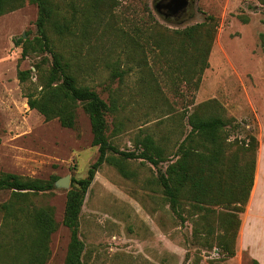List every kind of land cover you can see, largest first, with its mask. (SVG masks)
<instances>
[{
  "label": "rangeland",
  "instance_id": "374dc122",
  "mask_svg": "<svg viewBox=\"0 0 264 264\" xmlns=\"http://www.w3.org/2000/svg\"><path fill=\"white\" fill-rule=\"evenodd\" d=\"M159 1L50 0L56 12L53 22L66 25L63 34L53 22L46 26L53 51L71 65L78 84L94 90L109 107L108 141L120 151L138 153L137 142L152 135L172 161L190 132L187 116L199 109L204 118L226 121L224 169L235 157L241 162V147L251 144L250 137L264 151V5L257 0H188L191 10L175 25L157 13ZM207 16L218 26L208 66L199 74L194 59L205 33L190 45L176 33ZM37 19L38 9L29 3L0 17V173L83 179L98 149L92 146L90 122L82 109L76 111V127L66 129L27 105V88L37 90L39 78L52 65L51 53L28 48L39 35ZM27 70L31 80L20 84L18 72ZM108 156L117 166L100 167L79 217L83 264H249L247 252L228 256V249L236 252L237 240L233 230L229 236L224 231L228 207L181 200L173 210L158 185L167 162L154 167ZM67 191L55 186L51 193L31 198L35 207H52L58 224L45 264L65 261L70 240L62 224ZM9 198L10 192H0V204ZM260 207L264 214V194ZM3 222L0 212L1 247L6 239ZM21 245L14 251L16 264H26Z\"/></svg>",
  "mask_w": 264,
  "mask_h": 264
},
{
  "label": "trees",
  "instance_id": "16d2710c",
  "mask_svg": "<svg viewBox=\"0 0 264 264\" xmlns=\"http://www.w3.org/2000/svg\"><path fill=\"white\" fill-rule=\"evenodd\" d=\"M264 5V0H257ZM25 3L35 5L38 9V37L34 42H28L31 52H48L52 54V65L47 74L40 77L37 90L27 88L25 97L29 109L35 110L45 121L57 120L62 128L74 129L77 124V109L81 108L88 117L92 133V146L97 147L98 157L89 167L83 179L71 178L70 189L66 194V202L62 224L70 234L64 264H83L82 253L84 245L79 238V217L88 188L100 167L107 163L116 165V160L108 154L118 155L121 160H143L154 167L167 162L166 171L160 173L158 185L162 189L165 200L173 210L179 208L181 200L194 202L196 205H224L228 207L227 219L223 225L224 231L233 238L238 236L240 219L244 213L254 182L257 144L255 137H250L251 144L241 147V162L233 159L224 169L225 152L224 128L226 121L217 117L204 118L199 109L187 116L190 132L180 143L175 159L168 161L167 149L159 144L152 135H145L137 144L140 151H120L112 145L107 137L106 114L107 104L88 86L78 84L71 65L63 57L53 51V46L46 33V26L53 22L55 10L50 0H0V17L16 11ZM193 2L188 7L191 10ZM173 19L178 25L188 12ZM180 17V19H178ZM55 30L64 33L66 25L52 23ZM217 20L207 16L205 20L194 26L178 31L176 34L186 43L195 44V40L203 33L205 41L197 49L194 64L199 67L201 74L208 66L207 56L217 28ZM22 38L19 39L21 41ZM18 41V42H19ZM23 50L22 54L25 55ZM24 57V56H23ZM32 71H19L18 80L25 84L31 80ZM122 72L116 74L121 77ZM231 144L228 141V148ZM58 180L55 176L47 180L21 178L9 173H0V192H10L7 202L0 204L3 214V232L5 243L0 248L5 252L4 264H16L17 244L21 241L26 256V264H45L49 258L48 248L50 236L57 230L58 224L54 219L52 207H35L31 198L39 194L51 193ZM208 234L211 229H208ZM28 239V243L25 241ZM225 236H222V239ZM222 246V245H221ZM223 247V246H222ZM234 250L228 249V256L233 257ZM9 261V263H6ZM249 264H259L250 259Z\"/></svg>",
  "mask_w": 264,
  "mask_h": 264
},
{
  "label": "crops",
  "instance_id": "0c3cea01",
  "mask_svg": "<svg viewBox=\"0 0 264 264\" xmlns=\"http://www.w3.org/2000/svg\"><path fill=\"white\" fill-rule=\"evenodd\" d=\"M258 149L253 187L244 213L240 216V226L236 240V255L247 252L250 259L264 264V214L260 201L264 194V151Z\"/></svg>",
  "mask_w": 264,
  "mask_h": 264
},
{
  "label": "water",
  "instance_id": "95a60500",
  "mask_svg": "<svg viewBox=\"0 0 264 264\" xmlns=\"http://www.w3.org/2000/svg\"><path fill=\"white\" fill-rule=\"evenodd\" d=\"M190 5L188 0H160L155 5V9L159 15L164 19H172L185 13ZM25 38V35H23ZM71 179L70 176L58 179L54 187H63L70 189Z\"/></svg>",
  "mask_w": 264,
  "mask_h": 264
}]
</instances>
